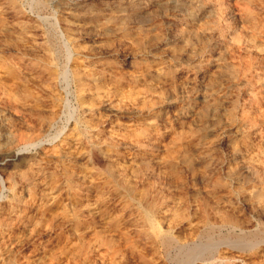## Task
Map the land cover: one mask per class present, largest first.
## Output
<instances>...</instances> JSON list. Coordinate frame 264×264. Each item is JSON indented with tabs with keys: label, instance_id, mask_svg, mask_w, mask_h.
Masks as SVG:
<instances>
[{
	"label": "rangeland",
	"instance_id": "rangeland-1",
	"mask_svg": "<svg viewBox=\"0 0 264 264\" xmlns=\"http://www.w3.org/2000/svg\"><path fill=\"white\" fill-rule=\"evenodd\" d=\"M177 1L0 0V264H264V0Z\"/></svg>",
	"mask_w": 264,
	"mask_h": 264
},
{
	"label": "bare ground",
	"instance_id": "bare-ground-1",
	"mask_svg": "<svg viewBox=\"0 0 264 264\" xmlns=\"http://www.w3.org/2000/svg\"><path fill=\"white\" fill-rule=\"evenodd\" d=\"M200 2H201V0H199ZM213 1V0H212ZM249 1V0H248ZM252 1V0H251ZM111 2V1H110ZM129 2V1H128ZM113 3V2H112ZM138 3V2H137ZM137 3H135V4H137ZM141 3V2H140ZM152 3H155L154 1L152 2ZM199 3V2H198ZM206 3V2H205ZM249 3H250V1H249ZM126 4V3H125ZM134 4V3H133ZM148 4V3H147ZM166 4H171V5H173V6H177V5H179V2L177 1V0H157V5L158 6H163V5H166ZM202 4H204V3H202ZM208 4V3H207ZM211 4V3H210ZM245 4V3H244ZM132 5V4H131ZM153 5V4H152ZM194 5H196V4H194ZM206 5V4H205ZM213 5V4H212ZM246 5V4H245ZM244 5V6H245ZM111 6V5H110ZM117 6V5H116ZM115 6V7H116ZM124 6H126V5H124ZM133 6V9H135V11L136 10H138V9H142L143 11H146V7H147V5L145 6V7H137V5H132ZM217 6V5H216ZM247 6V5H246ZM245 6V10H246V12L244 13L245 15H246V17L248 18V20L249 19H251V16L252 15H250V13H249V11L251 12V8L249 9V7H246ZM122 7V6H121ZM189 7V6H188ZM215 7V6H214ZM214 7H210V8H208V9H206V11L205 12H207L208 14H211L213 17L215 16V18L217 17V14H219V9H216V8H214ZM235 7V6H234ZM5 8V7H4ZM9 8V7H8ZM113 8V7H112ZM201 8V7H200ZM206 8V7H205ZM124 9H126V8H124ZM198 9H199V6H198ZM204 9V8H203ZM247 9H249V10H247ZM152 10V9H151ZM187 10H189V9H187ZM190 10H192V9H190ZM128 12V11H127ZM137 12V11H136ZM147 12V11H146ZM196 12V11H195ZM220 12H223L222 10H220ZM141 13V12H140ZM170 13V12H169ZM204 13V12H203ZM226 13V12H225ZM253 12H251V14H252ZM136 15V14H135ZM138 15V14H137ZM141 15H143V13L141 14ZM145 15V14H144ZM147 15V14H146ZM221 15V14H220ZM219 15V16H220ZM205 16V15H204ZM207 16V15H206ZM223 18V17H222ZM189 19V18H188ZM216 19H218V18H216ZM238 19V18H237ZM243 19V18H242ZM264 19V18H263ZM244 20V19H243ZM245 20H246V18H245ZM247 20V21H248ZM191 21V20H190ZM250 21V20H249ZM174 22V21H173ZM214 22H216V25H214V28H213V33H214V31L217 33L216 34V36L218 35V37H219V39H222V40H224V38H225V35H224V33H223V29L222 30H217V26H218V24H220L221 23V21H217V20H215ZM233 22V21H232ZM255 22V21H254ZM247 24H249V26H250V24H252L251 23V21L249 22V23H247ZM255 25V24H254ZM213 26V25H212ZM258 26V25H257ZM255 27L256 29H258V27ZM7 27V26H6ZM251 27V26H250ZM254 26H252V28H253ZM223 28V27H222ZM220 29V28H219ZM238 29V28H237ZM256 29H255V31H256ZM217 30V31H216ZM225 30V29H224ZM234 30V29H233ZM210 31V30H209ZM237 31V30H236ZM254 31V32H255ZM1 32H3V31H1ZM194 32V31H193ZM204 32V31H203ZM198 34V33H197ZM197 34H194V36H196ZM215 34V33H214ZM191 36V35H190ZM253 36V38H255V36L254 35H252ZM251 38V37H250ZM197 39H199L198 37H197ZM252 39V38H251ZM194 41V40H193ZM220 41V40H219ZM249 41V40H248ZM247 41V42H248ZM224 42V41H223ZM249 42H251L250 44L253 46V47H255L256 48V50L257 51H263L264 52V46H262L264 43H259V42H257V43H259V44H256V41L255 40H253L252 39V41H249ZM248 42V43H249ZM214 44H215V42H214ZM227 44V43H226ZM228 46V45H227ZM66 50V49H65ZM240 50V49H239ZM252 50V49H251ZM250 50V51H251ZM71 55H72V53H71ZM257 55H258V53H257ZM262 55V54H261ZM246 56V55H245ZM253 56V55H252ZM72 58V57H71ZM213 61V60H212ZM214 63V62H213ZM78 64V63H77ZM81 64V63H80ZM255 64V63H254ZM260 64V63H259ZM16 65V64H15ZM78 66V65H77ZM82 66V65H81ZM104 66V65H103ZM258 66V65H257ZM105 67H107V65H105ZM259 67V66H258ZM135 73V72H134ZM209 73V72H208ZM2 74V73H1ZM73 75H74V73H73ZM155 75V74H154ZM66 76V75H65ZM107 76V75H106ZM63 77H64V75H63ZM244 77V76H243ZM7 78V77H6ZM69 79V78H68ZM4 80V79H3ZM8 80V79H7ZM193 80V79H192ZM5 81V80H4ZM5 84V83H4ZM48 85V84H47ZM2 86V82H1V77H0V87ZM5 87H6V85H4ZM8 86V85H7ZM260 86V93L263 95L264 94V78H263V81L261 82V84L259 85ZM4 88V87H3ZM5 90V89H4ZM9 90V89H8ZM6 91V90H5ZM236 92V91H235ZM8 93V92H7ZM144 94V93H143ZM104 98V97H103ZM244 99V98H243ZM141 100V99H140ZM149 101V100H148ZM113 102V101H112ZM141 102V101H140ZM133 103V102H132ZM150 103V102H149ZM158 103V102H157ZM113 104V103H112ZM131 104V103H130ZM174 106V105H173ZM108 107H110V105H108ZM139 107V106H138ZM121 108V107H120ZM119 108V109H120ZM125 109H126V107H124ZM249 109V108H248ZM260 111V110H259ZM264 113V112H263ZM121 114V113H120ZM254 121V120H253ZM85 123V122H84ZM253 123V122H252ZM260 125L261 126H263L264 127V116H263V118H260V119H255V123H254V127L256 128V127H259L258 129L256 128V130H255V135H257L256 137H258V135H259V138H260V135L261 134H258L260 131H261V127H260ZM247 127V126H246ZM131 128V127H130ZM251 130H253V129H251ZM227 132V131H226ZM262 132V131H261ZM253 133V132H252ZM251 134V133H250ZM251 136V135H250ZM247 137V136H246ZM87 138V137H86ZM110 138V137H109ZM250 138V137H249ZM103 139V138H102ZM246 139V138H245ZM252 139V138H251ZM256 139V138H255ZM262 139V138H261ZM108 140V139H107ZM257 140V139H256ZM256 140H253V141H255L256 142ZM260 140V139H259ZM250 141V140H249ZM93 143H95V142H93ZM154 143V142H153ZM33 144V143H32ZM46 144V143H45ZM91 144V143H90ZM130 144V143H129ZM155 144V143H154ZM249 144V143H248ZM264 143L262 142V144L260 143V144H257L254 148H255V150L254 149H251V148H249L250 149V151L251 152H253V154H254V156H255V160H253V156H251L250 157V159L249 160H251L250 162H248V163H246L247 164V166H246V169H247V167L248 168H251V169H255L256 168V166L258 167V163H256L255 164V161L257 162H261V163H263L264 162V145H263ZM92 145V144H91ZM90 145V146H91ZM181 145V144H180ZM238 147V146H237ZM252 147V148H253ZM244 148V147H243ZM83 150V149H82ZM176 150V149H175ZM181 150V149H180ZM180 150H179V148L176 150V151H171V152H169L168 154H167V158L169 159V160H172V162H173V160H175L174 158H175V156H174V154L176 153V152H180ZM183 150V149H182ZM244 150V149H243ZM254 150V151H253ZM45 151V150H44ZM49 151V150H48ZM241 149H240V151H238L239 153L238 154H240L241 153ZM256 151V152H255ZM146 153V152H145ZM148 153V152H147ZM242 153H244V152H242ZM247 153H248V151H247ZM246 153V154H247ZM152 154V153H151ZM245 154V155H246ZM249 154H250V152H249ZM180 155V154H179ZM240 155H242V154H240ZM251 155V154H250ZM12 155H11V153L10 152H8L3 158H2V160L1 161H4L6 158H9V157H11ZM55 156V155H54ZM143 156H145L144 154H143ZM148 156V155H147ZM235 156V155H234ZM1 157V156H0ZM57 157V156H56ZM62 157H63V151H61V150H59L58 151V159L59 160H61L62 159ZM177 157H179V156H176V158ZM238 157V156H237ZM180 158V157H179ZM187 158V157H186ZM186 158H185V155H184V158H183V156H182V159H185L186 160ZM247 159V158H246ZM245 159V160H246ZM138 161V160H137ZM187 162V161H186ZM246 162V161H245ZM135 163H137V162H135ZM170 164H171V162H169ZM168 163V164H169ZM138 164V163H137ZM2 164H0V166H1ZM171 165H173V164H171ZM245 165V164H244ZM111 168H114L113 166H111ZM118 168H120V167H118ZM117 169V168H116ZM123 169V168H122ZM263 169V168H262ZM248 170V169H247ZM260 170H261V168H260ZM110 171V170H109ZM119 171V170H118ZM259 171V170H258ZM107 172V171H106ZM120 172V171H119ZM118 172V173H119ZM110 174L112 175V176H117V173H116V175H115V171L114 170H112V171H110ZM123 174V173H122ZM234 174V173H233ZM119 175V174H118ZM91 177V176H90ZM118 177V176H117ZM121 177V176H120ZM108 178H110V177H108ZM69 179V178H68ZM67 179V180H68ZM92 179V178H91ZM124 177H123V179L120 181V185H121V187H123L124 188V191L126 192V195H123L121 192H122V190L120 191V193H119V195H120V199H119V203L118 204H120L122 207H128L129 206V203H130V201H136V202H138L139 204H142V205H144V207H145V211H144V220H145V222H147V223H152V214H153V211H154V208L153 207H155L154 206V204H153V207L150 205V204H143V194H137L136 193V191L134 190V188L133 187H131V186H129V182H127V183H129L128 185H126V182L124 181ZM70 180V179H69ZM114 180V179H113ZM127 180V179H126ZM260 180V179H259ZM115 181V180H114ZM117 181V180H116ZM128 181V180H127ZM261 181V180H260ZM264 181V180H263ZM235 183V182H234ZM69 184V183H68ZM89 184V183H88ZM119 184V183H118ZM131 185V184H130ZM133 186V185H132ZM70 187V186H69ZM74 187V186H73ZM120 187V186H119ZM245 188V187H244ZM68 189V188H67ZM66 189V190H67ZM69 191H67L68 193H67V196H69V198H74L75 196H73V193H72V191H71V189H68ZM261 191H263V189L261 190ZM124 192V193H125ZM260 192V191H259ZM96 193V192H95ZM263 193V192H262ZM77 195V194H76ZM79 195H80V193H79ZM264 195V194H263ZM66 196V197H67ZM82 196V195H81ZM80 196V197H81ZM84 196V195H83ZM82 196V197H83ZM87 196V195H86ZM84 197V198H87V197ZM128 196H129V198H128ZM65 197V198H66ZM76 198V197H75ZM67 199V198H66ZM83 199V198H82ZM81 199V200H82ZM144 199L145 200H147L145 197H144ZM144 200V201H145ZM67 201H69L68 199H67ZM73 201V200H72ZM71 201V202H72ZM94 201V200H93ZM96 202V201H95ZM261 202V201H260ZM73 203V202H72ZM137 203V204H138ZM259 203V202H258ZM262 203V202H261ZM99 204H101V203H99ZM134 204V203H133ZM152 204V203H151ZM86 205V204H85ZM93 205V207L88 211L89 213H94V212H96V213H98L99 211L101 212V210L102 209H100V206L98 205V203H94V204H92ZM134 205H136V204H134ZM91 206V205H90ZM62 210V209H61ZM155 211H156V208H155ZM228 213V212H227ZM138 214V213H137ZM224 215V214H223ZM255 215V214H254ZM75 216V215H74ZM143 216V215H142ZM222 216V215H221ZM229 217V216H228ZM63 218V217H62ZM65 218V217H64ZM68 218H69V216H68ZM71 218H73L72 216H71ZM142 218V217H141ZM230 218H231V216H230ZM230 218H229V220H230ZM233 218V217H232ZM231 218V219H232ZM228 219V218H227ZM62 220H66V219H61V221ZM72 220V219H71ZM117 220V219H116ZM120 220V219H119ZM225 220V219H224ZM234 220V219H233ZM233 220H231V221H233ZM70 221V220H69ZM76 221V220H75ZM74 222V221H73ZM226 222H227V220H226ZM230 222V221H229ZM235 222H236V220H235ZM234 222V223H235ZM65 223H67L66 221H65ZM144 223V222H143ZM222 223H223V221H222ZM231 223V222H230ZM233 223V222H232ZM234 223H233V225H234ZM112 224L113 225H115L116 224V221H114V222H112ZM72 225V224H71ZM217 225V224H216ZM220 225V224H219ZM74 226V225H73ZM119 226V225H118ZM188 226V225H187ZM223 226H224V224H223ZM237 226H240L239 224L237 225ZM77 227V226H76ZM112 227V226H111ZM45 228V227H44ZM75 228V227H74ZM114 228V227H113ZM237 228V227H236ZM125 229V228H124ZM207 229V228H206ZM221 229V228H220ZM74 230V229H73ZM95 230V229H94ZM212 230V229H211ZM248 230V229H247ZM78 231V230H77ZM81 231H79V235H81V233H80ZM75 233V232H74ZM134 233V232H133ZM180 233V232H179ZM79 235H77L78 237H79ZM37 236V235H36ZM83 237V236H82ZM80 239V238H79ZM78 239V240H79ZM102 239V238H101ZM161 239H162V243H163V246L168 250V249H170L171 247H173V246H176L177 248H178V250L182 253V261H178L179 262V264H195V262H196V260L197 259H200V257H201V255H202V248H200L201 246H197L196 244H186V243H182L181 241H180V239H178V238H176V236L175 237H172V236H170V235H167V234H165V235H162L161 236ZM116 240V239H115ZM99 241H101L100 239H99ZM245 241V240H244ZM102 243H103V241H101ZM59 243V242H58ZM82 243H83V241H82ZM81 244V243H80ZM230 244V243H229ZM83 245V244H82ZM248 245V244H247ZM255 245V244H254ZM208 246H210V245H208ZM88 247V246H87ZM103 247V246H102ZM124 247V246H123ZM203 247V246H202ZM252 247V246H251ZM176 248V249H177ZM228 248V247H227ZM173 249V248H172ZM82 250V249H81ZM86 250H88V249H86ZM203 250H205V248L203 247ZM236 250V249H235ZM123 251V250H122ZM173 251V250H172ZM237 251V250H236ZM83 252L85 253L86 251H84L83 250ZM83 252L81 253V255L83 254ZM169 252V251H168ZM239 252V251H238ZM88 253H89V250H88ZM121 253V252H120ZM83 255H86V253L85 254H83ZM78 256V255H77ZM80 257V256H79ZM88 256L86 255V258H87ZM90 257H91V255H90ZM93 257V256H92ZM251 257V256H250ZM83 258V257H82ZM244 258V257H243ZM85 259V258H84ZM88 259H89V257H88ZM220 259V258H219ZM221 259H226L225 257H222ZM83 260V259H82ZM90 260V259H89ZM88 260V261H89ZM106 260V259H105ZM68 261V260H67ZM86 261V260H85ZM219 261V260H218ZM105 262V261H104ZM99 263V262H98Z\"/></svg>",
	"mask_w": 264,
	"mask_h": 264
}]
</instances>
